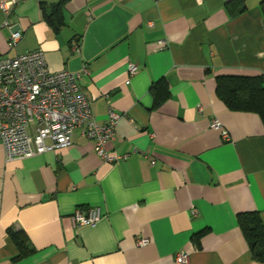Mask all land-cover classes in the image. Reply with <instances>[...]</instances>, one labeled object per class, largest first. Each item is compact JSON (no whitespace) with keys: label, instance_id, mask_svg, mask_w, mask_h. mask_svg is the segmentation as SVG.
Returning a JSON list of instances; mask_svg holds the SVG:
<instances>
[{"label":"crops","instance_id":"crops-1","mask_svg":"<svg viewBox=\"0 0 264 264\" xmlns=\"http://www.w3.org/2000/svg\"><path fill=\"white\" fill-rule=\"evenodd\" d=\"M228 1L24 0L0 11V59L40 49L52 72L85 68L91 115L118 116L109 151L128 155L106 163L80 129L68 148L23 160L7 162L0 144V264H178L180 252L189 264H264L236 221L257 212L264 224V123L215 93L218 76L264 77V0L234 18ZM56 6L58 26L44 16ZM77 209L102 218L75 227ZM9 231L28 255L14 260Z\"/></svg>","mask_w":264,"mask_h":264},{"label":"built area","instance_id":"built-area-1","mask_svg":"<svg viewBox=\"0 0 264 264\" xmlns=\"http://www.w3.org/2000/svg\"><path fill=\"white\" fill-rule=\"evenodd\" d=\"M21 1L24 0L1 2L0 11L7 16ZM2 26L10 27L7 21ZM20 37L19 31H14L10 44L16 43ZM166 47V40L158 41V49ZM86 72L85 68L81 73L52 72L40 49L0 59V144L7 162L66 149L77 129L92 143L94 153L106 163L116 164L128 158V155L109 151L118 116L110 112L109 121L98 125L91 115L89 102L80 86ZM128 72L130 76L135 75L137 67L130 65ZM211 128L218 131L224 141H229V135L219 121L213 120ZM101 218L99 209H77L71 221L75 227H94ZM137 244L145 247L149 239H138ZM189 260L188 253L175 255L178 264H189Z\"/></svg>","mask_w":264,"mask_h":264},{"label":"trees","instance_id":"trees-1","mask_svg":"<svg viewBox=\"0 0 264 264\" xmlns=\"http://www.w3.org/2000/svg\"><path fill=\"white\" fill-rule=\"evenodd\" d=\"M246 0H230L225 4V11L230 18L237 17L245 12ZM260 8L264 12V1L260 3ZM62 15L60 6L52 8L50 14L44 16L48 22L58 26ZM165 89L163 83L154 87ZM215 93L224 106L232 112L254 113L258 115L264 123V77L262 76H218L216 78ZM162 101L167 98V94L159 97ZM237 225L247 242L251 258L254 262L264 263V224L257 212L239 213L236 216ZM9 236L17 247L19 253L14 259H19L30 253L26 245V239L21 233L9 231Z\"/></svg>","mask_w":264,"mask_h":264}]
</instances>
